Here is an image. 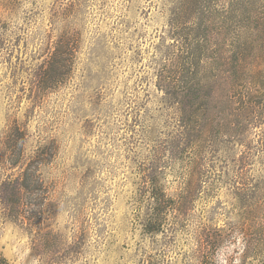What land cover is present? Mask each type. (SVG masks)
<instances>
[{"label":"rangeland","instance_id":"obj_1","mask_svg":"<svg viewBox=\"0 0 264 264\" xmlns=\"http://www.w3.org/2000/svg\"><path fill=\"white\" fill-rule=\"evenodd\" d=\"M174 1L0 0V264H264V0L208 31L228 60L187 113ZM152 180L184 199L157 234Z\"/></svg>","mask_w":264,"mask_h":264},{"label":"trees","instance_id":"obj_2","mask_svg":"<svg viewBox=\"0 0 264 264\" xmlns=\"http://www.w3.org/2000/svg\"><path fill=\"white\" fill-rule=\"evenodd\" d=\"M242 3L245 1L227 0V2H223L220 10H216L208 0L174 1L170 25L173 38L180 42L181 50L172 57L176 58L178 62H176L175 69L163 68L158 87L164 90L171 100L177 99L179 111L182 113H187L191 107L196 106L197 99L204 93L208 95L207 92L211 84L208 80L207 70L209 68L213 70L216 63L224 64L228 60V52L224 49L226 46L218 45L217 42L211 45L209 42L217 41L219 37L217 38L216 34H208V31L214 29L216 21L220 22V33L217 31L219 35H222L227 29L233 28L237 9ZM195 17L197 21H191V18ZM52 50L49 57L50 65L47 67V80L55 78L60 65H69V57L73 51L72 34L64 32L60 35ZM204 57L206 59L210 57L212 62L204 60ZM220 58L223 61H220ZM219 72H221L220 69ZM152 183L149 196L154 205V213L147 219L144 227L148 233L157 234L162 231L165 209L178 208L184 199L179 195L170 196L157 185V181L153 182L152 180ZM24 187L28 188L29 186L25 185ZM3 262L2 264H7L6 259Z\"/></svg>","mask_w":264,"mask_h":264}]
</instances>
